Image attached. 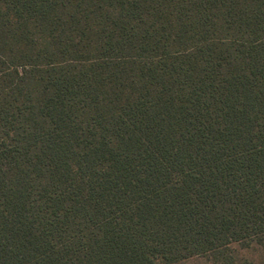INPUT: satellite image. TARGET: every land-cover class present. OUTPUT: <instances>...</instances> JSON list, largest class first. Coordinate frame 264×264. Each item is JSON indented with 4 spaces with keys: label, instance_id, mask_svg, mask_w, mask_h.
Segmentation results:
<instances>
[{
    "label": "trees",
    "instance_id": "16d2710c",
    "mask_svg": "<svg viewBox=\"0 0 264 264\" xmlns=\"http://www.w3.org/2000/svg\"><path fill=\"white\" fill-rule=\"evenodd\" d=\"M264 264V0H0V264Z\"/></svg>",
    "mask_w": 264,
    "mask_h": 264
},
{
    "label": "rangeland",
    "instance_id": "374dc122",
    "mask_svg": "<svg viewBox=\"0 0 264 264\" xmlns=\"http://www.w3.org/2000/svg\"><path fill=\"white\" fill-rule=\"evenodd\" d=\"M184 264H194L193 262H186V263H184Z\"/></svg>",
    "mask_w": 264,
    "mask_h": 264
}]
</instances>
